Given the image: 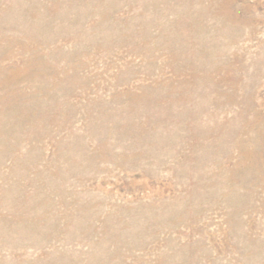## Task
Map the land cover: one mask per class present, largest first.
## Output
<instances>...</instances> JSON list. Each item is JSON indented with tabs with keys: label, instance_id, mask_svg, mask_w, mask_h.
<instances>
[{
	"label": "rangeland",
	"instance_id": "obj_1",
	"mask_svg": "<svg viewBox=\"0 0 264 264\" xmlns=\"http://www.w3.org/2000/svg\"><path fill=\"white\" fill-rule=\"evenodd\" d=\"M0 264H264V0H0Z\"/></svg>",
	"mask_w": 264,
	"mask_h": 264
}]
</instances>
